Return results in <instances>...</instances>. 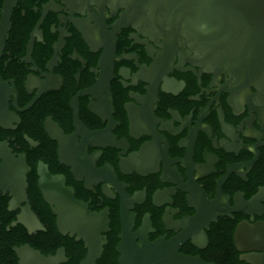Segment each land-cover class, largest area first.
<instances>
[{"label": "flooded vegetation", "instance_id": "af4514ba", "mask_svg": "<svg viewBox=\"0 0 264 264\" xmlns=\"http://www.w3.org/2000/svg\"><path fill=\"white\" fill-rule=\"evenodd\" d=\"M130 9L0 0V264L27 247L55 264L87 255L59 230L40 168L103 218L95 264H157L168 250L264 264V95ZM21 164L19 200L8 181ZM26 207L40 229L18 221Z\"/></svg>", "mask_w": 264, "mask_h": 264}, {"label": "water", "instance_id": "95a60500", "mask_svg": "<svg viewBox=\"0 0 264 264\" xmlns=\"http://www.w3.org/2000/svg\"><path fill=\"white\" fill-rule=\"evenodd\" d=\"M118 1L130 5L134 20L148 22L155 28L179 30L198 49L204 65L233 73L264 95V0ZM60 137L57 138L60 140ZM26 170L21 164L8 181L13 196L19 200L24 197ZM38 176V187L56 215L59 230L71 229L77 233L88 247L82 264H95L101 251L100 243H96L99 231L96 225L101 229L103 218L89 213L86 206L74 198L62 177L52 176L43 168L39 169ZM18 221L29 228H41L29 207L23 209ZM15 251L19 264H55L58 260L56 256H43L28 247ZM156 260L157 264H206L198 258L182 257L169 250L161 252Z\"/></svg>", "mask_w": 264, "mask_h": 264}]
</instances>
